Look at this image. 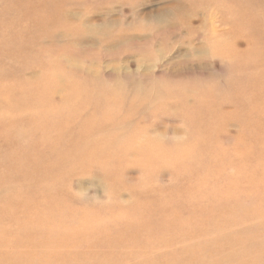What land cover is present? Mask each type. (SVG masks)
Masks as SVG:
<instances>
[{"label": "rangeland", "instance_id": "374dc122", "mask_svg": "<svg viewBox=\"0 0 264 264\" xmlns=\"http://www.w3.org/2000/svg\"><path fill=\"white\" fill-rule=\"evenodd\" d=\"M35 2L50 30L0 52L1 264H264V0Z\"/></svg>", "mask_w": 264, "mask_h": 264}, {"label": "bare ground", "instance_id": "6f19581e", "mask_svg": "<svg viewBox=\"0 0 264 264\" xmlns=\"http://www.w3.org/2000/svg\"><path fill=\"white\" fill-rule=\"evenodd\" d=\"M0 1H2V0H0ZM35 1H37V0H9V3H10L9 4V9H7L5 13H6L7 16H9L11 22H9V18H8V23H6L5 19L3 20L0 17V52H2L4 54V58L5 59L9 58V59H16L17 60L19 58L20 54H23V53H25L27 51V47H23V46H18L17 47V45L15 43L22 44L24 42L25 37L23 36L22 26L20 25L17 28H16V26L19 23H21V21L27 16L26 13L28 11L34 10V11H36L35 13H37V17L34 20V25H33L34 26L33 29L36 32L37 31H42L43 32V30L44 31L50 30V21L47 19V15L49 14V11L53 12L52 5L50 3H47L45 6H41V8H39L38 3H36ZM234 3L236 5L243 6V5H240L238 3V1H236ZM61 20H63V19H61ZM61 20H60V22H61ZM14 24H16V25H14ZM257 33H258V36H259L260 35L259 31H252L251 35L253 36L254 34H257ZM16 40L19 41V42H16ZM244 50H247L246 52H243L244 60L248 59V61L244 62L245 65L249 66V63H252L253 60H257L258 61V65L261 66V67H259L257 69L264 68V60H263V58L259 57V54H257L256 51L251 49L250 45H247ZM17 54H19L18 57L14 56V55H17ZM262 75H263L262 72L258 73L257 76L254 79L255 81L252 82V84L248 81V83H250V85L252 86V88H251L252 91H257V90H259V88L261 89V84L264 83L263 81L260 80ZM55 78H59V75H57V77L55 76ZM56 81L57 80H54V82H56ZM263 87H264V85H263ZM54 88L57 89V85L56 84L53 87H51V89H53V90H54ZM243 90H244V88H243ZM250 95H251V93H250ZM238 97L241 98L242 97L241 94H239ZM73 100H76V99H74V98L63 99L62 106H66V104L70 103V101H73ZM259 102L263 103L264 102L263 98L260 99ZM57 110H58V113H59L58 114L59 117L57 119V124L48 123L47 125H44V128H47V129L55 128V127L59 128L61 126V123H60V121H61L60 119L61 118H60V116L64 114L63 113V107H59V108H57ZM211 114L212 115L217 114V111L214 110V111H212ZM94 118H95V116H94ZM74 120H75V118H74ZM74 120H72V121H74ZM45 126H49V127H45ZM262 138H263V140H262ZM257 140L259 141V143H261L260 145L264 144V131H263V136H261ZM50 142H52V141H50ZM50 142H48V143H50ZM35 148H37L36 145H35ZM48 148H49L50 151L54 150V148H52L50 146H48ZM37 149H42V148H37ZM252 151H254V150L251 149L250 151H247V152H252ZM37 152H39V151H37ZM206 154L208 155V157H211V159H212L210 161V162H212V165L210 166V168H219V167H222L224 165H231V164L234 165V166H240V164H241V161H234L233 162V161L227 160L225 157L222 156L224 154H218V155L216 153L212 154L211 151L206 153ZM263 158H264V149L262 150V158H261L262 163H263ZM262 163H259L258 166H255L253 168L250 166L251 171H253L254 174H257L258 170L262 169V171L260 172V174L262 175L263 174V168H264L262 166L263 165ZM241 167H243V166H241ZM171 197H173V196H171ZM197 197H199V196H197ZM137 201H141V203L139 205L145 203V201L141 200V198L139 199V197H138ZM151 201H152V199L151 200H147L148 203H150ZM152 202H154V200ZM115 206H117V205H115ZM0 264H1V262H0Z\"/></svg>", "mask_w": 264, "mask_h": 264}]
</instances>
